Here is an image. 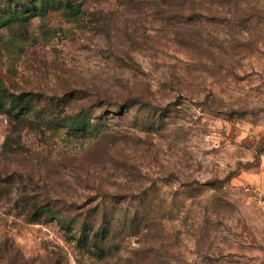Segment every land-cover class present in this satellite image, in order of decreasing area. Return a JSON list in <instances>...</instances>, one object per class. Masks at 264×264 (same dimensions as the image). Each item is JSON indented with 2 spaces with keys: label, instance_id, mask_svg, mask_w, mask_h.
I'll return each mask as SVG.
<instances>
[{
  "label": "rangeland",
  "instance_id": "1",
  "mask_svg": "<svg viewBox=\"0 0 264 264\" xmlns=\"http://www.w3.org/2000/svg\"><path fill=\"white\" fill-rule=\"evenodd\" d=\"M58 1L0 0V86L41 126L0 114V264H264V0Z\"/></svg>",
  "mask_w": 264,
  "mask_h": 264
},
{
  "label": "trees",
  "instance_id": "2",
  "mask_svg": "<svg viewBox=\"0 0 264 264\" xmlns=\"http://www.w3.org/2000/svg\"><path fill=\"white\" fill-rule=\"evenodd\" d=\"M37 0H31V6L26 9L25 12L22 13V15L26 18L32 16L34 13L36 14L38 12L37 7H35ZM49 2L50 0H40L41 3L43 2ZM56 2L58 0H53V2ZM58 5L62 6L64 5L67 10L70 11H76L79 12L82 3L81 2H75L73 0H66L65 2L58 1ZM10 10V11H9ZM9 15L11 14V9H8ZM14 16L13 18H19L21 15H19V11L13 12ZM8 15V16H9ZM75 98V95H65L58 99L57 105L62 102V105H66L67 103H71V101ZM34 98L31 93H22V94H15L11 92L8 88L5 86H0V114H6L10 119H12L15 122L16 126H20L23 123L27 121H31V125L34 126L35 129L41 128V126L37 123V119L35 117H32V114L34 111ZM53 99H51V103H53ZM132 103V102H131ZM130 103V104H131ZM129 104V105H130ZM129 105H126L128 108ZM35 116V115H33ZM92 119L91 113L89 112H82L78 113L73 116H61L57 115L50 119L48 121V128H53L56 130L61 129L63 127L69 126L71 129H73L75 132L79 133L81 131L87 130L90 126L93 125L91 123ZM65 124V125H64ZM103 129V125H97L95 129V134H98L99 131ZM102 132V131H101ZM7 145V143H6ZM53 209L49 205H43L40 207H37V210L31 215L32 221H38L39 218L43 217L44 215H51L53 216L56 214L52 212ZM58 217H56L57 221L65 228L70 230V226L68 225V221L66 219L59 217V213L57 214ZM55 216V215H54ZM81 233L78 236V234H74V237L78 243V245L81 246H90L97 250L98 253L104 252L103 248V236L104 231L97 230L94 231L93 234L90 235V229L88 228V225L86 223L81 224Z\"/></svg>",
  "mask_w": 264,
  "mask_h": 264
},
{
  "label": "crops",
  "instance_id": "3",
  "mask_svg": "<svg viewBox=\"0 0 264 264\" xmlns=\"http://www.w3.org/2000/svg\"><path fill=\"white\" fill-rule=\"evenodd\" d=\"M254 184L264 194V154L261 157V169L254 178Z\"/></svg>",
  "mask_w": 264,
  "mask_h": 264
},
{
  "label": "water",
  "instance_id": "4",
  "mask_svg": "<svg viewBox=\"0 0 264 264\" xmlns=\"http://www.w3.org/2000/svg\"><path fill=\"white\" fill-rule=\"evenodd\" d=\"M195 183H198V181H195Z\"/></svg>",
  "mask_w": 264,
  "mask_h": 264
}]
</instances>
